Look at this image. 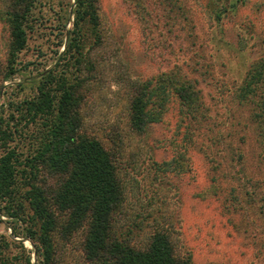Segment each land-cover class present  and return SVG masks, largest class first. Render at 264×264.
Returning a JSON list of instances; mask_svg holds the SVG:
<instances>
[{"label": "rangeland", "instance_id": "1", "mask_svg": "<svg viewBox=\"0 0 264 264\" xmlns=\"http://www.w3.org/2000/svg\"><path fill=\"white\" fill-rule=\"evenodd\" d=\"M210 1L180 0L186 20L178 41L165 48L144 41L124 0H98L101 43L89 49L93 69L83 70L80 112L86 132L116 159L125 189L124 223L139 226L127 229L131 241L145 243L150 228L160 223L172 230L175 251L188 252L193 264H264V148L248 106L235 96L250 65L264 58V0H238L218 18L219 0ZM5 2L0 0V10ZM72 2L32 4L17 70L8 75V29L0 13L3 111L9 101L31 95L37 73L54 64L70 28ZM166 27L159 26L162 34ZM174 62L189 65L206 117L200 122L184 117L172 96L160 120L132 131L126 117L128 80L153 77ZM176 153L184 155L186 169L153 165ZM0 219V234L10 236L6 218ZM13 238L29 254V264H36L30 241ZM54 239L56 264H82L80 232ZM19 251L5 252L9 264H26L13 258Z\"/></svg>", "mask_w": 264, "mask_h": 264}, {"label": "trees", "instance_id": "2", "mask_svg": "<svg viewBox=\"0 0 264 264\" xmlns=\"http://www.w3.org/2000/svg\"><path fill=\"white\" fill-rule=\"evenodd\" d=\"M36 1L6 0L0 10L8 29L7 75L17 70L27 17ZM228 1L215 4L216 18L238 0ZM97 2L73 0L70 28L54 64L37 73L31 95L9 101L5 111L0 108V216L10 228V236L0 234V264H9L5 252L10 247L20 250L15 260L29 264V254L24 255L21 241L13 237L30 241L36 264H56L55 235L67 240L74 232L81 233L82 264H193L188 252L175 251L167 226L157 223L150 228L145 243H134L126 235L130 226H139L124 223L125 189L116 159L83 126L82 74L93 69L89 49L101 43ZM124 2L148 44L166 43L171 48L178 41L186 20L180 0ZM159 26H167L163 34H170L163 35ZM187 66L174 62L153 77L128 80L126 117L132 131L140 133L160 120L172 96L184 117L195 122L206 117L200 89ZM235 96L248 106L264 148V58L250 65ZM154 164L174 170L187 166L180 153Z\"/></svg>", "mask_w": 264, "mask_h": 264}]
</instances>
